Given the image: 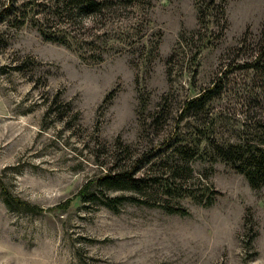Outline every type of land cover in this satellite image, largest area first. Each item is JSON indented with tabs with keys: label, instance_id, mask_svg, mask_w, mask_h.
Returning <instances> with one entry per match:
<instances>
[{
	"label": "rangeland",
	"instance_id": "1",
	"mask_svg": "<svg viewBox=\"0 0 264 264\" xmlns=\"http://www.w3.org/2000/svg\"><path fill=\"white\" fill-rule=\"evenodd\" d=\"M134 1L73 27L77 40L113 38L99 63L43 40L34 20L51 0H15L0 22V264H264V188L211 147L264 138V55L249 67L264 52V0H217L225 23L215 10L203 26L194 0ZM214 86L203 111L183 117ZM177 148L196 155L184 161ZM134 166L170 190L106 191L138 200L111 209L93 187L94 201L76 198Z\"/></svg>",
	"mask_w": 264,
	"mask_h": 264
},
{
	"label": "trees",
	"instance_id": "2",
	"mask_svg": "<svg viewBox=\"0 0 264 264\" xmlns=\"http://www.w3.org/2000/svg\"><path fill=\"white\" fill-rule=\"evenodd\" d=\"M14 2L15 0H6V3L0 7V22H3L7 17L14 14ZM50 6L41 10L42 18L34 20L38 23L39 32L44 41L52 42L62 45L68 49L73 50L79 55V57L86 61L83 51H93V54L89 56L92 63H99L102 61V55L106 52L105 47L111 45L113 38H107L106 34L97 36L96 34H89L91 39L83 38L77 40L71 36L73 27L80 26L86 18L105 17L104 13L109 11H117L119 7H133L135 5L134 0H51ZM40 6V5H38ZM194 6L197 14V21L200 26L207 24L212 17V13L217 10V13L223 18L225 16V7L217 2V0H194ZM24 8V6L22 7ZM58 24V27L49 31L48 24ZM85 29L84 25L82 30ZM183 36H180L182 39ZM158 45L155 46L157 49ZM260 56L257 57L253 64L249 67L257 69L259 61L263 58L264 52H260ZM218 86H214L212 89L207 90L196 98L186 102L183 106V117H190L191 114H197L203 111L205 105L216 95H218ZM105 99L106 102L109 98ZM60 92L55 94V101L50 102L46 108V116L52 115L58 112L59 108H54L57 101L60 100ZM62 104V102H61ZM64 104V103H63ZM66 110L70 112L72 106L70 103L64 104ZM78 114V112H75ZM263 126L257 128L262 129ZM256 132H262L257 130ZM263 135V134H262ZM212 150L216 157L223 163L231 167L233 171L242 175L248 185L253 190L264 188V138H252L248 141H239L238 143L227 144L226 146H220L218 144H212ZM192 152V151H191ZM185 148H177L175 153L179 155L182 160L187 161L195 157L196 153H191ZM137 166H134L132 170L113 174L112 172H106L98 175L89 180L79 191L76 198H80V202L90 203L96 198V194L90 192V188H95L98 193L103 195L105 202L103 205L107 208L116 207V204H120L126 201L136 202L137 199L133 197L118 196L109 198L105 195L106 191L111 190H131L135 192H144L146 188H150L155 185L164 187L165 191L170 190V183H157L151 182L146 178H135L134 171ZM187 173H191L190 169L186 168ZM179 172H181L179 170ZM183 172V171H182ZM0 189L3 194H6L5 188L0 180ZM72 200H67L63 204L58 205L57 209H66L70 206ZM212 200H208L206 205H211ZM6 203L8 205L19 204L20 207L33 213H42L44 210L38 206L30 205L26 202L20 201L18 198H12L6 196ZM169 212H177L185 215L184 210L169 209Z\"/></svg>",
	"mask_w": 264,
	"mask_h": 264
}]
</instances>
